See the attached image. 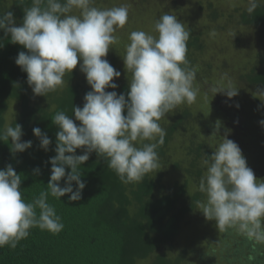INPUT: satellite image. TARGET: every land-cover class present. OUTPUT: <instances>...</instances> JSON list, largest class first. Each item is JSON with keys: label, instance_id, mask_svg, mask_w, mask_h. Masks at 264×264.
<instances>
[{"label": "trees", "instance_id": "16d2710c", "mask_svg": "<svg viewBox=\"0 0 264 264\" xmlns=\"http://www.w3.org/2000/svg\"><path fill=\"white\" fill-rule=\"evenodd\" d=\"M179 1L173 0L175 4ZM111 2L94 0L93 6L110 8ZM257 2L259 6L252 13L247 11L248 2L234 5L232 9L221 7L218 0H193L186 4L188 20L184 18L181 22L190 32L187 59L190 67L196 69L193 87L199 94L194 103L178 105L159 121L166 130L164 142L156 149L159 167L148 173L142 182L126 184L108 167L105 157L91 153L89 160L80 165L81 179L86 182L82 199L71 202L68 195L59 200L48 196V203L61 217L63 230L52 234L38 227L31 228L29 236L20 240L15 248L8 245L0 248V264H191L193 260L188 255L192 252H196L198 264H211L215 256L226 261L223 264H264V242L248 238L236 227L221 230L220 246L211 250L197 251L193 246L182 248L178 254L165 250L168 247L172 251L180 239V221L190 217V211L201 208L207 199L205 193L200 192L199 184L207 169L204 161L210 160L216 148L197 143L200 130L206 126L217 130L218 123V132L229 127L227 107L222 100L212 97L216 81L228 79L236 89L260 92V98H251L249 102L258 112L254 114L255 124L264 120V0ZM31 4L32 0H0V14L11 11L16 26H20L24 9ZM73 14L79 15V10L74 9ZM192 15L202 16L198 24L190 22ZM229 25L233 30L225 32ZM152 31L146 33L156 35L154 28ZM215 34H223L224 39L233 42L230 49L236 61L233 66L230 65L232 60L224 57L230 54L225 53L227 45L218 44L220 37ZM211 41L213 47L209 44ZM129 43L125 36L110 46L104 58L121 72L119 78H114L118 84L115 91L124 94L126 100L132 73L113 50L124 55ZM210 50L212 54L205 56ZM21 51L27 52V49L11 43L10 34L6 36L0 29V132L7 126L19 124L23 132L21 142L32 141L31 148L15 154L11 151V140L0 141V170L11 165L21 176L22 198L32 202L47 190L50 180V158L56 155L59 131L52 121L54 116L63 111L79 124L75 121L73 106L82 108L84 96L91 88L78 63L76 69L65 75L64 84L56 91L46 96L35 95L28 84L27 73L15 63ZM216 58H219L217 67ZM36 127L51 140L47 151L40 147V139L33 134ZM250 142L240 143L242 154L264 182L261 179L264 173L248 160L246 151L251 148L250 144L254 145L252 140ZM81 154L83 150L77 149L76 155ZM36 168L40 169L39 175L34 174ZM65 171L67 174L71 169L66 167ZM60 185H64L63 179ZM75 187L73 182L74 190ZM188 224L187 227L192 225ZM230 250H236L235 255Z\"/></svg>", "mask_w": 264, "mask_h": 264}, {"label": "clouds", "instance_id": "9594fccd", "mask_svg": "<svg viewBox=\"0 0 264 264\" xmlns=\"http://www.w3.org/2000/svg\"><path fill=\"white\" fill-rule=\"evenodd\" d=\"M93 4L94 0H32L24 9L20 26H16L11 11L0 14V29L6 36L10 34V42L27 49L19 52L15 63L27 73L35 95L56 91L78 63L91 88L84 96L83 107L73 106L79 124L63 111L52 120L59 131L46 191L25 202L21 176L11 165L0 170V248H15L29 236L31 228L52 234L63 230L61 217L48 203V196L59 200L68 195L69 201H80L86 187L80 165L93 152L107 159L108 167L123 183L142 182L159 167L156 149L166 136L159 121L178 105L196 101V69L187 59L190 32L176 16L167 13L155 22L156 35L143 30L130 33L123 57L132 73L127 100L124 94H118L114 78L121 72L104 58L110 46L118 42L114 33L128 22V7L98 8ZM248 4L249 13L259 6L257 0H248ZM74 9L79 15L73 14ZM109 88L113 91H106ZM212 92L229 99L239 94L230 85L225 89L214 87ZM259 123L264 127V120ZM33 134L47 151L51 144L48 136L39 127L33 128ZM22 135L21 125L7 126L0 132V141L11 140L14 154L24 152L32 147V141L21 142ZM223 138L210 160L204 161L207 173L200 180L199 190L207 199L201 204L202 213L220 230L236 227L248 238L264 242V182H258L247 166L239 145L227 135ZM77 149L83 154L76 155ZM66 167L71 169L67 174ZM34 174L39 175L40 169H34Z\"/></svg>", "mask_w": 264, "mask_h": 264}, {"label": "rangeland", "instance_id": "374dc122", "mask_svg": "<svg viewBox=\"0 0 264 264\" xmlns=\"http://www.w3.org/2000/svg\"><path fill=\"white\" fill-rule=\"evenodd\" d=\"M189 1H193V0H181L178 2V4L177 3L175 4L173 0H112L111 3L113 5L109 6L110 8L125 5L128 7V11H129L127 24L124 26V28L118 29L114 34L118 37V41H119L122 38H125V36L129 38L130 33L135 30H143L145 32L147 31L151 32L154 28L155 22L165 13L174 15L180 21H182L186 17L185 6ZM245 2H248V0H218V4L221 7H227L228 9H232L233 6L237 4L242 5ZM185 19L188 20V17ZM201 19H202L201 15L199 16L197 15L196 17L195 15H192L189 18L191 23L196 22L197 24L198 21H200ZM223 23L224 25H226L225 19ZM231 27L232 26L229 25V28L227 27L225 32H229L233 30L232 29L233 27L232 28ZM215 35H216L215 37L217 36L220 37L218 44L222 46L227 45V48H225L226 49L225 53L230 52L231 51L230 49L233 47L232 45L233 42L229 39H224L225 36L223 34H215ZM213 40L215 41L217 39L214 38ZM209 44L211 47H213V41H211ZM113 51H116L118 57L123 58L125 56V54L123 55V53L118 52L115 48ZM212 51L213 50H210L209 52L205 51L206 54L204 55L205 56L208 55L209 57L212 54ZM231 53L232 52H230V54L228 53L227 56L224 57L227 58L228 61L232 60L230 62V65L233 66L236 61L234 60V56H232ZM218 60L219 58L215 59L216 67ZM211 73L214 74L215 70L212 69ZM229 85L232 88L236 89L235 85L232 84V81L228 79L224 81L222 80L221 82L216 81L214 87L218 89H225L228 88ZM255 91L256 92H250L247 89L245 90L238 89L239 94L231 99L227 98V96L223 93H217L215 95L214 93H212L213 99L216 100V98H218L222 100L221 103L223 102V104L227 107L229 122H227L226 124H228L229 127L225 129L223 132H218L216 129H213V127L210 126L209 128H207L208 126H206L203 130H200L201 132L199 133L198 136L199 141L197 143L202 142L204 144H208V145L210 144L211 147L217 149L219 144L224 139L223 136L227 135L228 139H231L234 142H236L241 148L240 143L244 144V142L246 141L251 143L250 141L252 140L253 141L252 143L254 145L250 144L251 148H248L249 151H246L248 155V160L253 161L252 164L258 167L256 168V170L259 169L264 173V127L261 126L260 128V124L257 123L255 124L254 114H256L255 113L256 106L249 102V99L251 98H255V97L260 98V92H258L257 90ZM237 101H239L238 103L239 109L235 106L237 104ZM251 116L253 117L251 118ZM257 121H259V119H257ZM247 166L253 169L248 162H247ZM206 173H207V169L203 176H205ZM254 174L257 179L259 178L258 180L260 182V176L256 173ZM261 179L264 181V178ZM190 212H191L190 217L186 216L184 219L180 221L181 226L179 229L180 230L179 235L181 237L176 242V246L172 249V251L168 247H165V250L170 251L173 254H178L182 248H186L187 246L189 247L193 246V249H196L197 251H207L208 249L211 250V248L213 247L216 248L220 246V240L218 238L221 236L223 230L221 231L220 229L216 228L214 220L210 221L205 218L204 214L202 213V208H194L193 211L191 210ZM189 222H191L192 225L187 227L189 225L188 224ZM215 233L216 236H214ZM235 252L236 250H230V253H232L233 255H235ZM214 254L215 255L217 254L216 251ZM189 256L193 260L191 264L193 263L196 264L197 263L196 252H192L191 255H188V257ZM224 262L226 261H223V259L220 260L218 256L217 257L215 256V260L214 262H211V264H223Z\"/></svg>", "mask_w": 264, "mask_h": 264}]
</instances>
